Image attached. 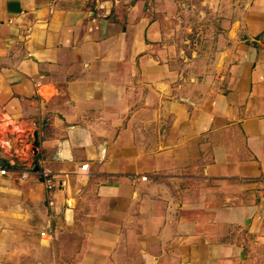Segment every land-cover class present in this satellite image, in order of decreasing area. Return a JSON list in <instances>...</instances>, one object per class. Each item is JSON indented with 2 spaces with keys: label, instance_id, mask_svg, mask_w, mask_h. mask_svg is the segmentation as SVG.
Instances as JSON below:
<instances>
[{
  "label": "crops",
  "instance_id": "crops-1",
  "mask_svg": "<svg viewBox=\"0 0 264 264\" xmlns=\"http://www.w3.org/2000/svg\"><path fill=\"white\" fill-rule=\"evenodd\" d=\"M189 2L0 0V264L252 263L264 0L214 70L176 65Z\"/></svg>",
  "mask_w": 264,
  "mask_h": 264
},
{
  "label": "rangeland",
  "instance_id": "rangeland-1",
  "mask_svg": "<svg viewBox=\"0 0 264 264\" xmlns=\"http://www.w3.org/2000/svg\"><path fill=\"white\" fill-rule=\"evenodd\" d=\"M189 1L190 11L185 19L189 21L188 28L190 26L191 28L180 29L175 36L178 54H183L185 58H178L176 65L187 70L198 69L199 65L205 66L207 70L224 68L221 54L224 51L225 37H228V28L224 23L234 19V13L232 18L228 17L230 11L235 7L244 8L247 0H224L218 10L202 5V0ZM236 1L238 4H234ZM199 55L202 61L194 63L195 59H199ZM251 251H253L251 264H264V242H255Z\"/></svg>",
  "mask_w": 264,
  "mask_h": 264
},
{
  "label": "built area",
  "instance_id": "built-area-1",
  "mask_svg": "<svg viewBox=\"0 0 264 264\" xmlns=\"http://www.w3.org/2000/svg\"><path fill=\"white\" fill-rule=\"evenodd\" d=\"M45 76L44 75H41L40 76V78H44ZM89 167V164H84L83 165V168L85 169V168H88ZM3 172V170L2 169H0V173H2ZM29 175V172H24V174H23V177L25 178V177H27ZM41 175H42V177L44 178V181L46 182V184H47V187H48V189L49 190H52L55 186H56V181L55 180H53L52 178H51V176H50V174L46 171V170H43L42 172H41ZM42 234H46V232H42Z\"/></svg>",
  "mask_w": 264,
  "mask_h": 264
},
{
  "label": "water",
  "instance_id": "water-1",
  "mask_svg": "<svg viewBox=\"0 0 264 264\" xmlns=\"http://www.w3.org/2000/svg\"><path fill=\"white\" fill-rule=\"evenodd\" d=\"M34 135H35L34 151L37 153L38 152V146L40 144L39 136H38V131H36ZM36 169H38V167H36Z\"/></svg>",
  "mask_w": 264,
  "mask_h": 264
}]
</instances>
